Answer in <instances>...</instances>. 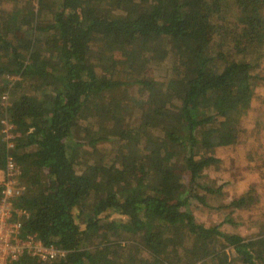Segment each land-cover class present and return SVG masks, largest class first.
Segmentation results:
<instances>
[{"label": "trees", "instance_id": "trees-1", "mask_svg": "<svg viewBox=\"0 0 264 264\" xmlns=\"http://www.w3.org/2000/svg\"><path fill=\"white\" fill-rule=\"evenodd\" d=\"M259 56L264 0H0V174L14 160L22 233L66 252L11 264H264V237L193 213L221 191L209 152L256 109Z\"/></svg>", "mask_w": 264, "mask_h": 264}, {"label": "rangeland", "instance_id": "rangeland-1", "mask_svg": "<svg viewBox=\"0 0 264 264\" xmlns=\"http://www.w3.org/2000/svg\"><path fill=\"white\" fill-rule=\"evenodd\" d=\"M161 6L163 9L170 8L168 2ZM256 62L255 74L259 77L255 80L256 109L243 118V132L239 134L235 144L209 152L219 162L208 171L204 180L221 191L207 196L208 208L200 206L193 210L197 222L206 226L222 222L220 229L223 232L235 233L245 238L264 237V57L259 56ZM160 71L148 70L146 75L156 77ZM147 95L144 90L139 98L145 99ZM106 147L109 152L116 151L115 145ZM201 155L206 156L208 153L201 150L197 156ZM242 196L250 200L245 208L234 210L226 207ZM225 220H230L231 223H223ZM228 252L229 264H244L233 251Z\"/></svg>", "mask_w": 264, "mask_h": 264}, {"label": "built area", "instance_id": "built-area-1", "mask_svg": "<svg viewBox=\"0 0 264 264\" xmlns=\"http://www.w3.org/2000/svg\"><path fill=\"white\" fill-rule=\"evenodd\" d=\"M9 126H4L3 133L9 147L13 146V133ZM0 264H11L22 257H29L38 263H45L63 258L64 250L42 243L33 234H23V221L28 217L24 209L15 207L25 190L19 181V169L11 158L6 162L3 174H0Z\"/></svg>", "mask_w": 264, "mask_h": 264}]
</instances>
